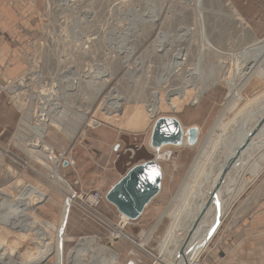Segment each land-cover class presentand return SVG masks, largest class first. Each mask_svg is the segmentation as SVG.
Listing matches in <instances>:
<instances>
[{
    "label": "rangeland",
    "instance_id": "obj_1",
    "mask_svg": "<svg viewBox=\"0 0 264 264\" xmlns=\"http://www.w3.org/2000/svg\"><path fill=\"white\" fill-rule=\"evenodd\" d=\"M193 2L0 0V81L16 83L20 88L0 96V264H22L54 243V231L42 223L58 224L62 197L67 199L68 190L75 204L67 217V237H97L98 244L118 251L120 264H153L154 260L136 245L166 259L164 262L180 251L178 245L166 241V236L184 202L179 193L193 158L222 111L229 106L222 117L226 122L238 107L264 91V0H200V9ZM157 39L163 42L159 48ZM204 43L209 48L202 49ZM33 73L36 77L30 76ZM22 80L24 85L19 86ZM183 86L184 98L172 96L177 110L163 107L154 116L146 112L145 105L154 92L166 99ZM115 95L120 96L122 106L110 115L105 104ZM57 103L63 111L57 115L63 117L60 123L64 127L57 128L54 121L47 128L45 141L56 155L62 154L58 175L64 187L50 181L53 175L26 154V149H31L27 141L32 140V131L23 128L20 136L17 133L20 105L31 108L33 114L35 107L48 104L49 114H54ZM82 112H86L85 121L74 137L67 139L63 133L66 125L74 123ZM133 114L139 120L130 130ZM161 117L175 118L187 129H201L198 143L192 147L165 146L159 151L150 148L151 128ZM93 130L114 134L108 158L93 163L107 182L81 191L73 179L76 166L71 150ZM113 144L116 150H112ZM165 153L169 154L167 158L162 156ZM263 157L264 153L260 160ZM151 160H157L160 166L161 188L141 216L123 226L122 234L133 245L111 235L120 219L115 207L105 201V194L130 168ZM260 160L251 165L252 172H246L249 185L240 189L217 233L227 232L235 211L251 207L264 194V158ZM41 173L50 182L38 176ZM22 181L49 191L46 203L27 211L39 224L30 232L21 230L22 218L17 215L21 203L17 189ZM91 192L101 194L100 204L92 205L88 196ZM145 234L149 238L146 243ZM75 244L72 240L64 242L62 264H79V260L99 264V257L89 260L88 256L93 255L91 251L99 252L100 245H94V250L86 251L80 259L74 257L75 252L71 254ZM3 255L12 262L4 260ZM44 264H53V257Z\"/></svg>",
    "mask_w": 264,
    "mask_h": 264
},
{
    "label": "bare ground",
    "instance_id": "obj_2",
    "mask_svg": "<svg viewBox=\"0 0 264 264\" xmlns=\"http://www.w3.org/2000/svg\"><path fill=\"white\" fill-rule=\"evenodd\" d=\"M193 4H195V6L197 7L196 9H200V0H194ZM198 14H197L198 16L201 15L200 12H198ZM156 17L157 15L155 16V18ZM156 43L158 44V46L157 44L156 46L159 48L163 42L157 39ZM201 46H202V49L209 48L206 46L205 43ZM261 48H264V45L261 46ZM200 51L203 52L202 50ZM236 56H237L236 58L238 62V59L240 58H239V55H236ZM36 74L37 73H33L30 76L36 77ZM19 83H20L19 86L24 85L23 80L20 81ZM248 86L250 85L248 84ZM19 89H18V85H16V83H13V85L10 87L9 90L16 91ZM240 91L241 90H239V92ZM185 93L186 92H185L184 86L182 88H178V89L176 88L174 92L170 93L171 95H168L166 97V99H162L160 95L154 92L152 94L151 100L145 105V110L150 116H154L163 107L168 108L169 110L170 109L177 110L178 105L175 102L176 101L175 99L184 98ZM48 94L50 93L48 92ZM172 96L174 97L177 96V97H175V99H172ZM251 96L253 97V95ZM47 97L49 98V95ZM44 99H45V102L48 101L46 97ZM54 100L56 101V98ZM50 101L51 100H49V102ZM120 101H121L120 96H116V98L109 99L108 101H106L105 106L107 109L110 110L109 112L110 115L112 113H115L122 106V103ZM31 104L29 102L28 105L31 106ZM59 105L60 104L58 103L55 104L54 108L56 110L54 108H50L51 110L54 109L53 110L55 112L54 114H51V113L49 114V110L47 109V107L49 106L48 104L46 106L43 105L40 107L38 106L35 107L37 109L36 111H34L33 114H32L31 108L24 109L23 104L20 105L22 108L21 109L22 117H21V120L18 126L17 133H18V136H20L19 132L21 130H24L23 128H28V130L32 131V134H33L32 140L27 141V143L29 144L28 146L31 149L30 150L26 149V154H28L30 158L31 156L35 157L39 165H41L44 169H46L48 172H50L53 175V178L52 180L50 179V181H53L54 184H58L59 187H64L63 186L64 182H62L59 179V175H58V168L62 164V154L56 155L54 152V149L49 144H47L45 141V137L47 136V133H48L47 128L50 127L52 124H54V121L56 123L57 128L64 127V125L60 123L61 121L60 119H62L63 117L57 115V113H63V111H60L57 108V106ZM51 106L53 105L51 104ZM214 108L216 107L214 106ZM228 108L225 109L224 111L228 110ZM62 110H65V109H62ZM224 111H222V113L213 122L208 132L207 137L205 136L206 140L203 146L201 147V149L198 151V153L193 158L190 168L188 170L187 177L179 193V196H183L184 202L182 204V207L179 209V211L176 213V215L173 218L170 229L167 232L166 241L167 242L171 241V243L173 242V245L174 244L178 245L177 250H180V251L177 253L176 256L173 255L174 257L171 255L172 258L170 257L171 259L169 261L167 260V262H164V260L166 259L162 257H159V258L154 257L152 256V254L147 252L145 248H143L141 245H136L137 248L142 253L149 255L154 260L153 264H186L187 262H188L187 264H192V262L199 260L200 259L199 257L205 251L208 243L217 233L220 225L222 224L221 223L222 220L228 214V211L231 205L233 204L234 200L238 197V194L240 193L239 192L240 189L249 185V181L246 180L244 177L246 172H252L251 165L258 163L264 153V148L261 151L256 152L257 154L254 153L258 147L264 144V127L262 128L259 134L257 133L258 135L253 136L251 140H248V136L253 135L255 128L257 127V125L261 122L262 118L264 117V91L260 95L254 96V99H252L250 102L247 101L241 107H238L235 114L231 118L227 119L226 122H224L222 119V117L225 114ZM85 114L86 112H82L80 115L77 114L74 123H71L70 125H66L67 131H63V133L65 132L64 134L67 136V139L71 140L74 137V135L76 134V132L78 131L82 123L85 121ZM65 116H67V114ZM130 118H131L129 122L130 124L128 127H130V130H131V128H135L137 126V120H139V118L135 116V114H133V116L131 115ZM33 119H35L36 122L39 123L41 127L34 125L32 121ZM180 126L183 131V138L179 146L181 147L195 146L199 141L201 129H199L198 127H195L197 130L196 142L194 145H190L187 142V135H186V132L188 129L183 127L181 124ZM148 144L150 146V139H149ZM241 145L245 149H248L247 153L239 160V163L235 166V168L230 170V172L228 171L224 182L220 183V186L216 188V191L214 193L215 198H212L211 200L210 199L211 191H213V189L216 187L215 183L218 177L220 176L225 166L228 164L229 159L235 156L237 149H239ZM155 151H159V149ZM251 151L252 153L255 154V156H253L252 159H250V157L248 156V154H250ZM244 152H246V150ZM165 154H163L162 156H164ZM154 161L158 165V161L157 160H154ZM41 174H38V176L40 175L42 177L43 174L42 175ZM42 178H45V177H42ZM45 181H49V180L46 179ZM161 181H162V178H161ZM17 190H18L17 197L18 199L21 200V203H19V206H18L19 209H17L18 210L17 215L22 218V220H20L21 222H19V225H20L21 230L23 228V229H26L27 232H30L32 230L37 229L39 227V224L31 218V216L27 213V211L30 210L31 208L34 210L39 205L41 204L43 205L44 203H46L49 198V194L47 193L49 191L47 192L43 191L38 186H34L31 184L26 185V182H23V181ZM67 190L65 188L64 192H67ZM68 193H69L68 197L70 198L71 203L68 201V197L67 199L66 197L64 198L62 197L63 199L62 207H61V212H60V220L58 224L53 225L47 221H44V223H42L47 228L54 231L55 233L54 243L45 245L44 248L34 258L28 261H21L22 264H44L47 261V259H49L50 257H53V264H62L63 263V244L67 240H72L76 242L75 247L71 251V254L72 252H75L74 257H79V258L80 256H83V254L86 251L94 250L93 249L94 245L98 244V238L95 236H87V237H82V238H70L65 235V227L68 221L67 217H68L70 208L72 207V205L75 204L74 195L72 194L71 190L70 191L68 190ZM89 199L91 202H94L92 197H90ZM7 206L10 207V205H7ZM12 219L14 221V218H11V220ZM119 219H120V224L117 227L112 229L111 235L114 236L115 238L125 239L126 241L134 245L132 241H130L124 234H122L123 226L129 223L130 220L126 218L125 216H123L122 214H119ZM195 224H196V227L191 233L192 227ZM15 226L16 225H14V227ZM143 239H144L143 240L144 243H146L149 240L146 234ZM191 245L195 246V248L192 251V253H194L195 255H194L193 260L189 261L191 259L192 253L186 255L185 251ZM82 246H86L87 249L82 250L81 249ZM183 247L185 249L184 251H181ZM99 248H100L99 252H96V253L95 251L90 252L93 255L88 256L89 260H91L93 256H97L99 257V264H120L118 262L119 255H120L118 251L113 250L112 248L108 246H102V245H100ZM78 253L81 255L78 256ZM4 256L5 255H3V257ZM7 259H8V262L10 263L12 262V259L7 258L5 256L4 260H7ZM83 263L84 262L79 260V264H83Z\"/></svg>",
    "mask_w": 264,
    "mask_h": 264
},
{
    "label": "crops",
    "instance_id": "obj_3",
    "mask_svg": "<svg viewBox=\"0 0 264 264\" xmlns=\"http://www.w3.org/2000/svg\"><path fill=\"white\" fill-rule=\"evenodd\" d=\"M113 135L105 130H93L72 148L76 166L73 179L80 185L81 191H91L106 184L107 179L96 171L93 163L96 159L108 158ZM116 148L117 145L113 144L112 150ZM257 202L235 211L227 232L216 233L215 239L213 237L208 243L201 255L202 264H264L263 192Z\"/></svg>",
    "mask_w": 264,
    "mask_h": 264
},
{
    "label": "water",
    "instance_id": "obj_4",
    "mask_svg": "<svg viewBox=\"0 0 264 264\" xmlns=\"http://www.w3.org/2000/svg\"><path fill=\"white\" fill-rule=\"evenodd\" d=\"M263 127L264 117L255 128L253 135L248 136V140H251L253 136L258 135ZM186 135L188 144L194 145L197 138L196 128L189 127ZM182 138L183 131L179 122L175 118L161 117L156 119L153 124L150 135V147L153 150H157L165 146H179ZM263 148L264 144L258 147L254 153L257 154L256 152L261 151ZM245 150L246 152H244ZM247 150L248 149H245L241 145L239 149H237L235 156L229 159L228 164L225 166L215 183V190L213 189V191H211V200L212 198H215L214 193L216 188L220 186V183L224 182L228 171L230 172V170L235 168V166L239 163V160L247 153ZM254 153L251 151V153L248 154L250 159L255 156ZM168 156L169 154L167 153L163 157L167 158ZM161 178V170L154 160L135 165L109 188L105 194V201L115 207L119 214H122L130 221H135L141 216L144 208L159 193ZM195 227L196 224L192 227L191 233ZM194 248L195 246L191 245L185 251V254H191ZM184 249L185 248L183 247L181 251H184ZM194 255V253L191 254V259L189 261L193 260Z\"/></svg>",
    "mask_w": 264,
    "mask_h": 264
},
{
    "label": "built area",
    "instance_id": "obj_5",
    "mask_svg": "<svg viewBox=\"0 0 264 264\" xmlns=\"http://www.w3.org/2000/svg\"><path fill=\"white\" fill-rule=\"evenodd\" d=\"M12 85L13 84L10 81H8V82H1L0 81V96L2 94H5L10 89V87ZM88 196H89V198L92 197L93 200H94V202H91L92 205H98L102 201L101 200L102 199V196L98 192H91L90 195H88ZM192 264H201L200 259L192 262Z\"/></svg>",
    "mask_w": 264,
    "mask_h": 264
}]
</instances>
